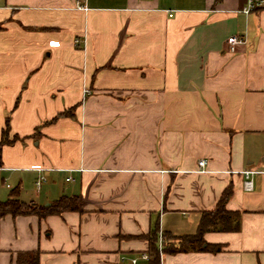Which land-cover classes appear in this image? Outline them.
<instances>
[{
    "label": "crops",
    "instance_id": "crops-1",
    "mask_svg": "<svg viewBox=\"0 0 264 264\" xmlns=\"http://www.w3.org/2000/svg\"><path fill=\"white\" fill-rule=\"evenodd\" d=\"M245 3L0 0V139L6 118L19 137L2 147L0 200L3 185L39 205L82 200L1 217L0 264L27 250L40 264H120L154 226L194 233L230 182L240 229L203 236L222 251L160 264H264V7Z\"/></svg>",
    "mask_w": 264,
    "mask_h": 264
},
{
    "label": "trees",
    "instance_id": "trees-1",
    "mask_svg": "<svg viewBox=\"0 0 264 264\" xmlns=\"http://www.w3.org/2000/svg\"><path fill=\"white\" fill-rule=\"evenodd\" d=\"M71 110H67L61 115H70ZM19 139L17 135L9 138V121L6 118L1 132L0 139V167L2 166L1 151L6 144H11ZM233 194V185L230 182L221 192L215 207L211 210H204L200 213L198 224L194 233L179 236L171 235L167 232L163 234V245L158 249V228L154 226L144 238L148 242L146 252L149 259L145 264H160L161 253H178L188 251H204L217 253L222 251L223 244L208 243L204 240V233L208 231L236 232L240 229L241 212L229 210L226 207L227 201ZM68 211H82V200L77 195H61L49 205H39L31 202H24L19 199V188L14 187L9 190L7 197L0 200V218L5 215H36L39 218L48 215H60ZM176 240V242H174ZM15 264H40L39 251L27 250L16 254Z\"/></svg>",
    "mask_w": 264,
    "mask_h": 264
},
{
    "label": "built area",
    "instance_id": "built-area-1",
    "mask_svg": "<svg viewBox=\"0 0 264 264\" xmlns=\"http://www.w3.org/2000/svg\"><path fill=\"white\" fill-rule=\"evenodd\" d=\"M264 7V0H246V3L244 7L241 9V11L244 14H248L251 11L257 10L259 8ZM171 15V14H170ZM228 43V51L234 52L236 50V46L243 43V38L238 35H231L227 38ZM84 94L88 93L87 89H84ZM206 164L205 159H200L198 161L199 167H203ZM254 173L252 170H244L241 172V174L244 177V188L249 190L252 187V179L251 176ZM45 177L43 175H39L38 178L35 181V186L37 188L40 187V185L45 181ZM8 186V185H7ZM158 249L161 250L163 245V234L161 231L158 232V241H157ZM149 259V255L147 252H140L137 254L127 255V254H121L119 257V263L120 264H145Z\"/></svg>",
    "mask_w": 264,
    "mask_h": 264
},
{
    "label": "rangeland",
    "instance_id": "rangeland-1",
    "mask_svg": "<svg viewBox=\"0 0 264 264\" xmlns=\"http://www.w3.org/2000/svg\"><path fill=\"white\" fill-rule=\"evenodd\" d=\"M6 183H7V184H12L10 180H6V181H5V184H6ZM3 184H4V183H3ZM0 186H1V185H0ZM34 187H35V186H34ZM35 188H36V187H35ZM2 190H3V195H4L3 200H4V199L7 197V193L9 192L10 189L6 188L5 185H3ZM174 242H176V240H175Z\"/></svg>",
    "mask_w": 264,
    "mask_h": 264
},
{
    "label": "water",
    "instance_id": "water-1",
    "mask_svg": "<svg viewBox=\"0 0 264 264\" xmlns=\"http://www.w3.org/2000/svg\"><path fill=\"white\" fill-rule=\"evenodd\" d=\"M46 205H48V204H46Z\"/></svg>",
    "mask_w": 264,
    "mask_h": 264
}]
</instances>
